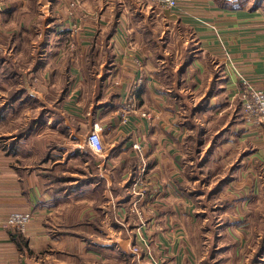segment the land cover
<instances>
[{"label":"crops","instance_id":"0c3cea01","mask_svg":"<svg viewBox=\"0 0 264 264\" xmlns=\"http://www.w3.org/2000/svg\"><path fill=\"white\" fill-rule=\"evenodd\" d=\"M61 1L65 0H26L25 5L33 4L41 8L50 7L51 4L55 5V2L60 3ZM67 1H71L68 4H77V0ZM181 1L185 5L166 18L170 21V25H174V28L183 26V29L188 33L186 38H182V47L177 56L178 61L180 62L188 46L191 53L194 54L189 62L190 65L180 76L179 87L174 82L178 87L179 95L184 97V107L181 106L179 98L169 95L171 90L176 87L171 81L174 87L170 90L164 89L161 71L159 73V70H155L153 62H151L150 71L154 69V73L158 74L160 78L148 77L150 74L147 71L149 69L147 63L149 64L148 59L150 60V58L148 57L143 63L133 53L130 35L138 34L141 31L133 24L136 23L134 18L136 16L145 18V16L126 15L125 0H93L94 12L91 14L93 15V22H91L93 25L88 28L90 31L88 35H91V31H93V36L96 37L95 35L101 32L102 40L111 24L116 23L109 43L113 57L112 66L108 76L102 81L92 77L87 79L82 75V79L77 81L76 92L77 97L81 98L84 93L82 83H86L91 90L89 92L90 100L92 99L89 118L91 120L89 125L85 124V127L98 122L97 116L101 113L108 111L109 115H113L110 123L115 132L112 134L114 146L109 145L107 154L104 148V154L101 156L86 154L83 145L78 140L79 133L82 132L81 129H84L82 118L75 117L69 109L63 108L64 105L60 104L59 110H56L57 122H55L53 113L48 112L44 105H41L39 110L38 105L35 106L34 108H37L38 111L37 116L28 120L17 130L20 132L27 129V135L22 139H18L16 135L8 138L6 131L0 132V264H91L92 262L111 264L114 260L113 250L117 246L128 253V250L119 244L120 241L116 240L117 246L113 242L111 224L115 223L116 215H124L127 210L131 212V207L126 208L123 203L118 204L124 200V197L115 196L111 189V183H119L122 186L127 182L129 163L132 159L136 160V168L140 167L141 158L132 147L133 143H139L145 161H147L146 165L150 169L157 168L159 175H163L162 171L164 170V181L169 183L168 187H164V184L157 186L155 198L158 200L153 202L154 212L150 209L143 211V216L148 217L146 222L144 221L143 224L136 222V217H133L130 229L133 228L131 232L136 231L137 235L146 225L153 228L152 230H167L165 225H169L170 218L173 215L175 218L178 216V213L175 212V203H178L176 200L189 198L195 201L194 194L198 193L188 190V187L199 181L200 176L194 174L196 170L203 173L202 169L205 166L208 167V164L216 166V164L223 163L222 161L229 160L223 158L224 155L221 157V153L229 152L236 156L231 162L234 171L231 181L227 185H231L235 181L236 172L246 170L245 175L243 176L242 173V177L238 176V178L245 179L249 185L250 197L257 199V175L251 168H256L258 161L264 167V130L245 127L242 124L237 92L241 86V79L247 80L255 88L264 91V9L251 10L248 8L251 3H245L240 8L226 9L219 5L217 0ZM15 5L19 7L21 4L16 2ZM58 12H62V9H59ZM58 12L49 11V22L53 21L55 28H49V22L43 25L44 40L49 39L54 33H58L59 28H62L60 25L63 23H67L69 28L76 26L78 29L79 26L81 27L80 18L66 19V14H58ZM21 14L25 17L15 23V30L9 28L8 33L1 31L0 37H14L16 32L21 31H31L33 34L41 31V27L34 22L33 14H30L28 10H22ZM13 16L15 19L16 15L13 14ZM0 17L6 22H11V18L7 19L5 15ZM68 26L65 27L70 32ZM48 44L49 41L44 51L49 49ZM197 58L200 61L197 62ZM100 60L102 61V58ZM101 64L96 67V78L101 76L103 63ZM99 67L100 70H98ZM0 87L3 86L0 84ZM21 87L25 89L26 93L21 94L9 104L6 103L9 89L5 88V99L0 103V108L4 107L0 112V128L9 121L10 109H13L15 105L18 107L29 102L34 103V99L26 87L20 85L19 88ZM211 87L213 90L208 105L200 115L193 117V125L202 127L203 138L208 137L206 134L212 132L213 138L216 139L214 144H210L209 140H206L205 146L201 148L197 156L200 159L204 154L203 162L206 164L199 162L204 165L198 167V163L194 170L191 168L194 159L189 158L190 148L187 144V137L191 131L184 124L183 117L190 106L198 103ZM129 89L135 90L140 106L144 98L151 102L152 99H156L157 106L151 108L148 113L144 112L145 117L135 113L129 115L128 120L123 122L122 106L116 108ZM59 95L53 99L54 102L59 98ZM102 98H104L103 102L100 101ZM88 115L86 114L87 120ZM159 122L163 126L155 128L153 123ZM46 125L58 130L64 137H67V141L62 142L61 140L60 145L57 144L58 142H52L51 145L47 140L38 144L28 143L36 133L35 131ZM162 130L165 133L163 139ZM114 140H119V142L115 143ZM150 142L152 143L150 144ZM226 143H230V145H225ZM25 144L27 148L23 150L22 146ZM210 146L212 147L211 154L205 157ZM16 156H21L22 160L19 161L20 158ZM110 159L112 162L114 159L118 161L117 165L121 170L119 177H115L117 181L108 168ZM35 163L37 165H34ZM231 164L229 162V167ZM221 177L224 178V175ZM135 179L136 177L132 181ZM216 180L207 183L208 190L204 201L206 205L203 209L208 207L210 210V206L214 204L215 200L219 199L220 195H224V187L227 185L221 189L213 201L207 199L210 188ZM82 181L86 184L77 190L69 193L64 191L55 193L58 184L70 186ZM147 198L150 199V197ZM223 199H226L222 200L226 202L234 200L232 198ZM235 199L237 198L235 197ZM85 201L87 204H83ZM51 208H56L54 211L60 216L59 223L54 229L56 233L59 231V234L50 238L47 234L49 227L45 226L43 219L52 214ZM25 212L32 213V219L26 225L24 233L21 234L29 253L21 251L17 246L13 237L14 230L3 227L11 214ZM226 219L229 222V219ZM84 220L90 225L94 223L95 230L98 232L97 236L101 232L104 234L105 241L104 238H95L90 241L87 238V240L81 239L84 241L82 242L70 233L77 232L79 230L77 226ZM104 226L106 230H104ZM90 228L92 229V227ZM81 229L83 230V227ZM120 230L126 232L125 222L120 223ZM108 232L110 233L108 234ZM125 235L127 236V234ZM68 254L72 255L67 256Z\"/></svg>","mask_w":264,"mask_h":264},{"label":"rangeland","instance_id":"374dc122","mask_svg":"<svg viewBox=\"0 0 264 264\" xmlns=\"http://www.w3.org/2000/svg\"><path fill=\"white\" fill-rule=\"evenodd\" d=\"M16 2L21 5L17 7V5H15ZM69 2L67 0L61 1L60 3L55 2V5L51 4L50 7L40 8L39 6L33 4L25 5L26 0H0V16L5 15L7 16V19L11 18V22H6L0 17V32L3 31L8 33L10 31L9 28H11V30H15V23L25 17L21 14L22 10H28L30 14H33L35 18L34 22L41 27V31L36 34H33L31 31H21L16 32L14 37H0V58L4 60V66H6V73L4 72L1 74L0 78H5L4 75L6 74L9 76L8 80L13 77L17 78V88H19L20 85H24L34 99V103L29 102L26 103V105L18 107L15 105L13 109H10L11 117L9 121L3 124L2 128H0V132L6 131L8 133L6 137L11 138L12 136L18 134L17 130L20 126L37 116V108L39 110L41 105H44L48 112H50L51 109L59 110L60 105H64L63 108L69 109L75 117L82 118V121L84 122V126L82 127H84V129H81L82 132L79 133L80 137L78 140L79 143L83 145L82 147L86 154L90 153L94 155L86 146L87 136L90 134L94 123L91 126L85 127V124L87 123L89 125L91 120L89 119L92 109V99L90 100L89 93L91 90L86 83H82L84 86V93L81 98L77 97L76 91L78 89L77 81L82 75L85 77L83 74L84 69L82 68V58L85 46L92 41L95 45H100L101 32L95 35L96 37L93 36V31H91V35H88L90 34L88 28L93 25L91 23L93 22V15L91 14L94 12L93 0H77L76 5H72L71 3L68 4ZM125 5L127 12L126 15L137 14L145 16V18H142L141 16H136L134 18L136 23L133 24L136 25L142 32L139 31L138 34L130 35V41L132 42L134 50L133 53L137 55L143 63L149 57L151 61L148 59L149 64L147 63V66L149 69L147 71L150 74L148 77L152 76V78H160L158 74L154 73V69H152L153 71H150V66H152L151 62H153L155 70H159V73L161 71L163 81L162 85L164 89L170 90L174 87L175 83L173 80H170L169 71L175 73L177 72L176 70L180 68V62L178 61L177 56L180 53V48L182 47V38H186V36H188V33L185 29H183V26L174 28V25L172 26L169 24L170 21L167 18L177 11L171 12V10L168 9H160L157 6L150 4L147 0H125ZM183 5H185V3L179 0L178 8ZM59 9H62V12H58ZM50 10L55 13L58 12V14H66V19L72 17L80 18L82 24L78 29L76 26L74 28H69L67 23L61 24L60 27L62 28H59V32L54 33L48 39L49 44L47 46L49 49L44 51L46 45H44L45 40L43 35V25H45L46 22H49ZM10 12L16 15L15 19L14 16L12 17L13 14ZM44 19L46 21H43ZM133 24L131 23L132 26ZM53 26V21H50L49 28H52ZM65 26H68L70 32ZM54 28L55 27H53V29ZM193 55L194 54L191 53L190 59L193 58ZM196 60L197 62L200 61L199 58ZM101 63L103 62L100 59H98L97 62L95 61L96 66L102 65ZM67 67L68 73L65 72ZM100 69L101 68L99 67L98 70ZM12 73H14L15 76H10ZM169 80L174 85L171 84ZM0 84L3 86L0 87V103H2L5 99V88L9 89L10 86L7 85V83L4 85V82L1 80ZM130 90L131 89H129L128 92ZM61 91L66 93L60 102V105L55 107L53 99H55ZM100 101L103 102L104 98L100 99ZM138 102L139 99L136 94V110L134 113L133 111L125 112L124 99H121V103H119L116 109H118L119 106H122L121 111H123L124 116L137 113V115L145 117L146 114L144 112L148 113L151 108L157 104L155 103L156 99H152L151 102L144 98L141 106ZM37 105L38 107L34 108ZM86 114H89L88 120L86 118ZM101 114L102 117H100ZM101 114L98 115L99 117L97 116L98 122L95 123L102 128V133L99 139V143L102 148V155L104 154V148L106 153L108 152L107 150H109V145L111 146L112 144L114 146L112 140L114 137L112 134H115V132L110 123L112 122L111 118L113 115H109L108 111ZM153 126L155 128H160L163 125L159 122L153 123ZM35 132L36 133L28 143L38 144L39 142L47 140L51 145L52 142H58L57 144L60 145L61 140L62 142L67 141V137H64L63 134L49 125H46L44 128H40L39 130L37 129ZM75 134L77 133L75 132ZM212 134V132L206 134V136H208L206 140H209L210 144L215 140L213 138L214 135ZM164 135L165 133L162 130V139L164 138ZM164 141H166V139H164ZM116 142L118 143L119 140H116L115 143ZM151 143L152 142H150V144ZM227 144L228 146L230 145V143H226L225 145ZM26 148V144L22 146L23 150ZM189 148L191 149V146ZM190 156L195 157L194 154H191ZM222 156L223 158L229 160L226 162L222 161L223 163L218 165L216 164V166H209L208 164V167L205 166L202 169L203 173H199L198 169L196 170V173L194 174L200 176L199 181H197L194 185H187L189 186L188 190L198 193L194 194L195 201L189 198L187 200H176L178 203H175V212L178 213V216L175 218L173 215V217L170 218L171 221L169 220V225H165L167 230H152L153 228L146 225V227L141 229L139 232V234L143 237L140 240L137 232H131V229L133 228L130 229L129 227L133 224L132 220L135 215H133L130 210H127L124 214L125 216L123 214L116 215L114 222L117 225H114L111 222V230L113 232L112 240L116 246V240L120 241L119 244L122 245L124 249L128 250V255L125 253L126 251H123L119 246H117L114 250L115 254H118L115 255L118 259H114L111 264H250V259L255 254L259 236L263 230L264 167L261 166V163L258 161L257 167L251 168V170L253 172L255 171V174L257 175V199L250 197L249 185L246 183L245 179L238 178V176L242 177V173L243 176L245 175L244 172H246V170H243V172H236L235 181H233L231 185L224 187V195H220V198L215 200L213 205L216 204L217 207H219V210L210 211L208 207L203 209L206 205L204 201L208 190V181L218 180L222 178L221 176H225L228 173V170L232 168L233 163L231 164V162H233L234 158H236L234 153L229 152H226L225 154L221 153V157ZM16 157L20 158L19 161L22 160L21 156ZM139 157L141 158V161L136 179L139 178L141 183L137 180L138 183L134 184V188L133 183L135 180H131L130 192H132L133 189L132 199L133 202H136V207L139 208L138 210L142 214L141 223L143 224L144 221L146 222V220H148V217L143 216V211L150 209L154 212V201L158 200L155 198L157 186L159 184L163 186L164 184V187H168L169 183L164 181V170L162 171L163 175H159L160 173L157 168L150 169L148 165H146L147 161H145L142 150ZM196 160L197 161H195L194 164L203 162L204 154L200 159L197 158ZM30 161L32 162V160ZM229 162L231 164L230 167ZM117 164L118 161L115 159L114 162L110 159L108 163V168L112 171L114 179L115 177H119L121 171ZM34 165L37 164L35 163ZM115 181L117 180L115 179ZM112 185L114 184L111 183V186ZM115 186L120 187V184L118 183ZM148 194L150 199L147 198ZM235 197L237 199H235ZM223 198H232L234 200L230 202L227 200L228 203L224 205V201L222 200L226 199ZM248 200L250 201L248 202ZM146 203L147 205H145ZM83 204H87V202L85 201ZM55 209L56 208L52 209V214L48 218L43 219L45 226L49 227L47 234L50 238L57 236V233L59 234V231H57V233L54 231L57 223H59L58 219L60 216L55 212ZM146 214L151 216L149 213ZM226 218L229 219V222ZM122 222H125L126 232L120 230V223ZM136 222L138 221L136 220ZM215 223L216 225H214ZM218 226L219 228H217ZM104 230H106L105 226ZM87 232H90V234H87ZM18 233L22 234L21 232ZM78 233L88 238L89 241L95 238H104V234L99 232V236H97L98 232H92L91 228L84 231L81 230ZM109 233L110 232H108V234ZM125 234H127V236ZM77 240L84 242L81 239ZM132 241L135 243L134 246L132 245ZM89 246L92 248L91 245ZM224 248H226V250H223ZM120 252H124L126 258L121 257ZM71 255L72 254H68L67 256ZM123 259L125 261H123ZM91 264L95 263L92 262ZM258 264H264V257L258 262Z\"/></svg>","mask_w":264,"mask_h":264},{"label":"trees","instance_id":"16d2710c","mask_svg":"<svg viewBox=\"0 0 264 264\" xmlns=\"http://www.w3.org/2000/svg\"><path fill=\"white\" fill-rule=\"evenodd\" d=\"M217 3L219 5H221L222 7L226 8V9H234V8H240L242 7L245 3H251L248 8L251 10H256V9H264V0H217ZM115 25L116 23H112L111 26L109 27V29L104 33L101 43L100 45H95V43L92 41L89 46H87L84 50V54H83V58H82V68L84 69V75L85 78H93V79H97L98 81H102L105 77L108 76L110 67L112 66V54H111V49H110V39H111V35L113 33V31L115 30ZM48 42V39H45L44 45H46ZM189 46L188 48L184 51V54L182 56V58L180 59V68L177 70V72H171L169 71V76H170V80H173L174 82H176V84L180 85V76L181 74H183L185 72V69L190 65V56H191V49L189 50ZM102 58V62H103V66H102V73L101 76L99 78H96L95 74H97V69L95 65V61L97 62L98 59ZM5 62L2 58H0V75L3 74L5 71L6 66ZM83 71V70H82ZM66 73H68V67L65 71ZM5 78H0V80L2 82H4V84L7 83V85L10 86L9 88V92H8V98L6 100V103L9 104L11 102H14L18 96H20L21 94H25L26 91L23 87L21 88H17V84H18V80L17 78L13 77L12 79L8 80L9 76L8 74L4 75ZM10 76H15L14 73H12V75ZM66 79V78H65ZM169 80V81H170ZM175 84V86H176ZM64 86V85H63ZM66 86V84H65ZM178 87H174V90H171V93L169 95H173V97L179 98L181 100V106L184 107L183 105H185V100L184 97L180 94L179 95V91H178ZM65 89V87H64ZM213 87L210 88V90L199 100L198 103H196L193 106H190L189 110L186 112V114L184 115V124L189 128V130L191 131V133L188 135L187 137V144L191 149H189L188 154H189V158L190 159H194V161L196 160L198 154L201 151V148L203 146H205L206 144V139L207 137L203 138V132H202V127L200 125H193L194 124V120L193 117L195 115H200V113L202 111H204L208 105V100L209 97L211 96ZM66 92L63 93V91H61L59 98L55 101L54 106H59L60 102L62 101L64 95ZM182 100H184L182 102ZM4 109V107L2 106V108H0V112ZM51 113H53V115L55 116V122H57V118H56V109H51L50 110ZM27 135V129L22 130L20 132H18V134H16V137L18 139H22ZM216 139V138H215ZM215 140L213 142H211V144H214ZM211 149L212 147L210 146V148L206 151L205 153V157H207L208 155L211 154ZM191 154H194V156H190ZM193 161V164L195 163ZM191 166V168H193L194 170L197 168V164H194ZM202 164L199 163L198 167H200ZM234 171V168H230L228 170V173L224 176V178H220L218 180H216L215 182H213L212 187L210 188V191L208 193V200L213 201L215 196L221 191V189L227 185L230 181H231V175ZM129 179L127 180V182L125 184H123L120 187H116L115 183L113 182L114 185L111 186V189L113 190V193L115 194V196H123L124 200L122 202H118V204H124L125 207L130 208L133 205V197L132 194L130 192V185H131V180H133L135 177H137V173H138V168H136V160L132 159L129 163ZM86 184V182L82 181L80 183L77 184H71L70 186H64V184H58V188L55 190V193L57 192H72L74 190H77L80 187H83ZM148 197V195H147ZM138 198V197H136ZM228 202L224 201V205H226ZM215 210H219V208L217 207V205H211L210 206V211H215ZM87 220V219H86ZM84 220L80 225H78L77 227H79L78 232H80L82 229L81 227H83V230L86 229H90V227H92V232H96L97 230H95V225H90L88 224V222ZM95 221V219H94ZM115 224V223H114ZM117 225V224H115ZM216 225V223L214 224ZM131 227V226H129ZM15 234H13V237L17 243V246L21 249V251H25L27 253H29L28 251V247L26 242L24 241L23 237L21 236L20 233L14 231ZM78 232H70L71 234H74L75 237L79 238V239H86V237H84L82 234H79ZM87 234H90V232H87ZM125 236V235H124ZM134 241H132V245L134 246ZM226 248H224L225 250ZM114 251V259H118L117 256L118 254H115V250ZM120 256L123 258H126V256L124 255V252H120ZM128 255V253H126ZM264 257V223H263V230L261 235L259 236V240H258V246L255 250V254L252 256V258L250 259V264H258V262ZM122 259V258H121ZM123 261H125L123 259ZM209 264V263H208Z\"/></svg>","mask_w":264,"mask_h":264},{"label":"built area","instance_id":"2783aa9c","mask_svg":"<svg viewBox=\"0 0 264 264\" xmlns=\"http://www.w3.org/2000/svg\"><path fill=\"white\" fill-rule=\"evenodd\" d=\"M147 1L150 4L158 6L162 9H168L173 12L178 10V0H147ZM240 84L241 86L237 92V95L239 100V113H240L241 122L245 127H250L263 131L264 130V91L255 88L245 79H241ZM124 107H125V112H131V111H133V113L135 112L136 94L133 89L127 92V94L124 96ZM127 120H128V116L127 115L124 116L123 113V122H126ZM101 130H102L101 126H99L97 123H94L93 128L91 129L90 134L87 136L86 139V146L88 150L94 155H98V156H100L102 153V148L99 143V139L102 133ZM133 148L139 154L141 153L139 144H134ZM137 180L140 182L139 178L135 179L133 186L134 184L138 183ZM132 193H133V189L131 194ZM131 212L133 213V215H135L137 221L141 223L142 214L141 212H139L138 208L136 207V202H133V205L131 206ZM31 219H32V213L30 212L14 213L8 217L6 222L3 224V227L13 229L16 232L18 231L23 234L26 225ZM138 237L140 240L143 238L142 235L140 234Z\"/></svg>","mask_w":264,"mask_h":264}]
</instances>
